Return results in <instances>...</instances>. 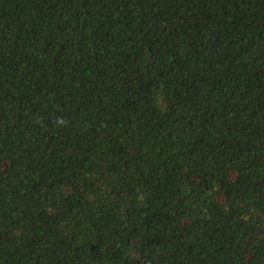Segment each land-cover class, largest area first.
<instances>
[{
    "label": "trees",
    "instance_id": "1",
    "mask_svg": "<svg viewBox=\"0 0 264 264\" xmlns=\"http://www.w3.org/2000/svg\"><path fill=\"white\" fill-rule=\"evenodd\" d=\"M0 264H264V0H0Z\"/></svg>",
    "mask_w": 264,
    "mask_h": 264
}]
</instances>
